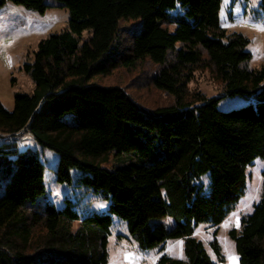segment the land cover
I'll list each match as a JSON object with an SVG mask.
<instances>
[{"label": "trees", "instance_id": "trees-1", "mask_svg": "<svg viewBox=\"0 0 264 264\" xmlns=\"http://www.w3.org/2000/svg\"><path fill=\"white\" fill-rule=\"evenodd\" d=\"M10 1L40 13L48 7ZM58 1L70 10L69 30L43 39L25 65L34 92H17L13 111L0 101V136L29 134L59 154V182L70 183L79 169L80 183L110 205L77 228L70 200L64 210L52 203L40 210L44 164L31 148L2 143L0 264H107L112 215L127 222L142 249L164 251L167 241L184 239L187 259L164 253L156 264H217L196 229L219 227L246 192L247 167L264 157V65L246 67L249 39L221 27V0ZM133 19V27L122 25ZM146 62L154 66L149 84L171 103L151 107L121 85L95 80ZM198 70L222 85L219 96L190 89ZM232 96L257 102L220 110L219 101ZM112 159L120 161L102 165ZM262 177V198L230 230L240 264H264V169ZM211 246L224 261L216 237Z\"/></svg>", "mask_w": 264, "mask_h": 264}, {"label": "rangeland", "instance_id": "rangeland-1", "mask_svg": "<svg viewBox=\"0 0 264 264\" xmlns=\"http://www.w3.org/2000/svg\"><path fill=\"white\" fill-rule=\"evenodd\" d=\"M44 2L48 5L44 13L16 5L10 0L0 8V101L9 111L14 109V97L17 92L33 93L36 88L31 75L25 70V65L34 61L39 43L52 33L66 31L70 27V10L67 7L62 6L58 0ZM219 16L221 27L228 34L238 32L249 39L247 50L252 57L245 63L246 67L253 69L264 65V0H221ZM136 23V19L124 20L122 25L133 27L132 24ZM174 28L175 25L172 26V30ZM89 35H92V30L83 32V36ZM153 68L150 62H146L136 70L119 68L109 76L97 77L95 80L104 85H121L148 106L167 105L173 98L149 84V77L146 75ZM189 87L192 91L200 90L210 97L219 96L222 92V85L206 70H198ZM256 102L254 97H224L219 101L218 107L222 111H228ZM10 142L18 143L21 151L31 148L44 164L45 192L37 197L35 202L37 208L45 210L47 204L52 203L58 210H64L70 200L71 207L79 215V218L72 222L73 228H77L87 216L108 212L110 201L80 183L82 172L79 169L71 170L70 183L58 181L57 152L41 146L27 133L13 137L0 136V145ZM119 161L112 159L102 165L112 168ZM263 169L264 157L257 158L253 165L247 167L246 192L219 227L200 224L196 229L195 236L204 242L217 264H240L230 230L240 229L242 217L251 213L254 205L262 198ZM5 171L9 172L6 167ZM0 172L3 175V171ZM7 179L8 177L3 178V182L5 183ZM205 180L209 182V176H206ZM162 221L169 228L174 225V220L170 217ZM215 237L221 245L224 261L218 258L211 246ZM107 251V264H156L164 253L173 258L187 259L184 239L167 241L164 251L160 250V246L142 249L131 236L127 222L116 215H112Z\"/></svg>", "mask_w": 264, "mask_h": 264}]
</instances>
